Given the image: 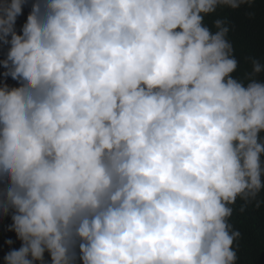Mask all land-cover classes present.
Wrapping results in <instances>:
<instances>
[{
	"label": "clouds",
	"instance_id": "9594fccd",
	"mask_svg": "<svg viewBox=\"0 0 264 264\" xmlns=\"http://www.w3.org/2000/svg\"><path fill=\"white\" fill-rule=\"evenodd\" d=\"M27 2L0 0L4 264H237L233 206H264V63L237 78L205 18L252 0H36L18 33Z\"/></svg>",
	"mask_w": 264,
	"mask_h": 264
},
{
	"label": "trees",
	"instance_id": "16d2710c",
	"mask_svg": "<svg viewBox=\"0 0 264 264\" xmlns=\"http://www.w3.org/2000/svg\"><path fill=\"white\" fill-rule=\"evenodd\" d=\"M34 2L36 0H28L23 8V14L18 17L16 23L18 33L26 22ZM217 18L224 19L229 27L228 39L239 62L234 75L244 79L251 71L249 58H256L264 63V0H252L250 7L244 5L237 10L218 8L215 14L205 18V23L213 27ZM7 51L8 46L0 44V61L6 59ZM5 71L6 69L0 66V84L19 86L11 77L3 76ZM259 79H264V73ZM258 199H264V192L260 193ZM242 206L243 212L240 211ZM233 208V216L229 222L241 233L240 239L234 245L237 251V264H264V206L256 208L254 204L245 205L244 201L237 200ZM11 224V212L7 216L0 214V264H4V257L10 250L19 249L21 246L15 232L9 230ZM9 240L12 241L11 245L7 243ZM45 259L50 264V257L47 254Z\"/></svg>",
	"mask_w": 264,
	"mask_h": 264
}]
</instances>
